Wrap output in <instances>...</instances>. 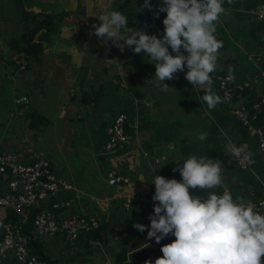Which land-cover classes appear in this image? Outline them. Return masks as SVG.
Instances as JSON below:
<instances>
[{
	"label": "crops",
	"instance_id": "0c3cea01",
	"mask_svg": "<svg viewBox=\"0 0 264 264\" xmlns=\"http://www.w3.org/2000/svg\"><path fill=\"white\" fill-rule=\"evenodd\" d=\"M150 3L154 25L146 33L162 38L166 13L156 17L161 0ZM262 3L264 0H232L231 4L224 0L225 12L215 22V35L223 47L219 50V66L210 74L212 87L224 100L215 74L228 73L232 66L233 81L244 86V93L239 100H224L215 109H208L202 100L203 88L185 79L187 68L177 72L173 80L165 81L172 89L164 92L154 77L155 65L147 55L129 48L121 51L111 41L90 35L94 32L91 21L98 25V16L105 10L121 11L127 16L128 28L137 30L136 12L143 0H0V95L3 82L7 83L0 105L9 106H5L7 113L0 116V148L25 160L48 157L54 173L71 185L59 187L32 207L38 209L51 201L67 199L68 205L59 210L61 214L100 219L96 228L101 236L97 238L100 246L95 254L84 250L85 239H74L70 240L75 241L74 246L56 248L52 259L60 258L65 264V259L75 252L70 262L116 264L119 254L134 264L149 254L147 227L139 232L133 224L150 227L148 217L154 210L134 209L124 214L116 194L131 193L132 185L133 193L146 195L153 173L181 180L173 169L182 166L190 154L221 160L224 182L234 198L241 196L246 200L264 195V165L256 141L250 136L253 125L264 129V103L259 119L248 123L231 110L235 103H249L257 98L264 102V76L260 73L264 70V54L257 57L264 50V17L250 13ZM29 42L41 45L38 54L27 53ZM19 95L28 96L27 105H14V98ZM30 111L39 113L44 121L31 127L27 114ZM118 111L126 113L128 131L132 124L138 125L142 146L131 141L105 153L102 146L106 130ZM201 133H207L205 141L198 139ZM242 140L249 141L248 151L255 161L245 169H240L235 157L226 152L229 141L236 145ZM99 154L105 156L104 165ZM110 168L128 181L109 184ZM141 175L144 182L138 180ZM5 189L0 178V194ZM216 191L222 193L223 189ZM10 215L14 213L0 208V232L5 221H16L8 218ZM34 236L38 238L35 233ZM57 236L38 239L45 248ZM79 246L82 249L76 250ZM0 264L13 263L5 257Z\"/></svg>",
	"mask_w": 264,
	"mask_h": 264
},
{
	"label": "clouds",
	"instance_id": "9594fccd",
	"mask_svg": "<svg viewBox=\"0 0 264 264\" xmlns=\"http://www.w3.org/2000/svg\"><path fill=\"white\" fill-rule=\"evenodd\" d=\"M223 4L224 0H161L155 16L166 13L162 38L128 28L127 16L121 11L105 10L98 16L100 23L92 25L94 32L90 35L111 41L121 51L129 48L147 55L164 92L172 89L165 81L187 68L185 79L203 88L202 100L208 109H215L224 102L214 91L210 75L219 66V50L223 47L215 35V22L225 12ZM145 8L153 10L150 0H143L141 9ZM227 79H235L232 66L228 67ZM198 139L205 141L207 133H201ZM226 152L249 165L255 163L244 145L237 147L229 141ZM173 171H178L182 179L153 176L150 227L133 224L139 232L147 227L148 239L154 238L157 244L169 235L175 237L161 246L162 256L145 264H262L264 214L252 201L233 197L224 182L222 161L206 154H190ZM138 180L144 182V177ZM217 189H223L222 193ZM130 191L133 195L132 185ZM197 191L202 194H194Z\"/></svg>",
	"mask_w": 264,
	"mask_h": 264
},
{
	"label": "built area",
	"instance_id": "2783aa9c",
	"mask_svg": "<svg viewBox=\"0 0 264 264\" xmlns=\"http://www.w3.org/2000/svg\"><path fill=\"white\" fill-rule=\"evenodd\" d=\"M111 1V0H108ZM252 16L257 18L264 17V3L255 6L250 10ZM264 54V50L257 54L259 57ZM121 72V71H120ZM264 76V70L260 71ZM228 73H217L215 77L217 84L221 89L224 100L232 103L239 100L244 93V86L241 83L229 81ZM29 102L27 95L15 96L16 106H25ZM263 99H255L249 103L233 104L232 112L243 122L248 123L257 121L263 108ZM127 115L123 111L114 114L107 127V138L102 146L103 152H112L117 148H122L131 141H137L139 145V127L132 124L131 131L125 128ZM250 136L256 141V147L259 156L264 165V129L255 124L250 128ZM248 140H242L237 147L244 145L248 151ZM142 146V145H141ZM146 154V150H142ZM235 157V156H234ZM237 166L240 169L249 167L242 158L235 157ZM157 161V159H155ZM159 175L153 173L151 183L146 195L139 193H128L121 191L116 196L120 199L122 210L143 209L145 211L154 210L152 196L155 192V185L152 184L153 176ZM0 178L4 181L6 189L0 194V208L11 209L17 216L16 221L7 220L3 223L0 232V260L2 258L11 259L13 264H63L52 263L48 259L40 258L34 254L29 246V236L22 232L20 224L27 219L28 209L36 204L41 198L54 193L59 187L68 188L70 184L59 178L51 169V161L46 156H37L30 160H25L15 154L0 148ZM107 181L115 185L120 181L126 182L128 178L121 176L114 168L107 170ZM252 201L258 211L264 214V195L256 198H247ZM69 200L62 199L51 201L45 207H38L33 217V230L37 237L54 236L58 233L64 234L68 240L76 239L79 231H84L85 241L92 247H99L100 241L87 236L88 232L95 230L100 219L92 215L81 214H61L59 210L65 208ZM35 237V236H34ZM175 239L169 235L157 244L153 239H149L150 253L141 257L137 264H145L146 260H154L162 256L160 248L163 244L171 243ZM264 261V257H262Z\"/></svg>",
	"mask_w": 264,
	"mask_h": 264
},
{
	"label": "trees",
	"instance_id": "16d2710c",
	"mask_svg": "<svg viewBox=\"0 0 264 264\" xmlns=\"http://www.w3.org/2000/svg\"><path fill=\"white\" fill-rule=\"evenodd\" d=\"M27 50V53L29 55H36L38 54V52H40L41 50V45L39 43H35V42H29L27 47L25 48ZM30 120H29V125L31 127L35 126L36 124L38 123H41L44 121V118L43 116H41L39 113L37 112H34V111H30L27 113ZM37 212V208L35 207H29L28 209V214H27V219L22 222L20 224L21 226V230L23 233L27 234V235H31L33 237V240L35 242V245H33L30 240H29V246H30V249L31 251L36 254L37 256H39L40 258H44V259H51L50 256H48L44 250H43V246L42 244L40 243V240L36 237L33 236L32 234V230H33V217L35 215V213ZM16 216V215H15ZM17 218V216H16ZM12 221V220H11ZM14 222V221H12ZM88 237H91V238H94V239H97V238H101L100 235H98L96 229L93 230L91 232V235H88ZM99 240V239H97ZM85 244L88 245L87 242H85ZM40 250H43L44 254L42 255L39 251ZM116 264H129V262H127L125 260V257L124 256H121L119 254L116 255V261H115Z\"/></svg>",
	"mask_w": 264,
	"mask_h": 264
},
{
	"label": "rangeland",
	"instance_id": "374dc122",
	"mask_svg": "<svg viewBox=\"0 0 264 264\" xmlns=\"http://www.w3.org/2000/svg\"><path fill=\"white\" fill-rule=\"evenodd\" d=\"M3 84H4V88L1 90V93H2L0 95L1 97L3 95H5V93L7 91V83L3 82ZM9 95H10V98H11L12 97L11 92H9ZM14 105H15V103H14ZM5 106H8V104H6ZM5 106H3L2 103L0 105V116H1V118L4 115V113L5 114L7 113V107H5ZM8 109H9V106H8ZM51 168H52V163H51ZM8 210H9L10 213L13 212L11 209H8ZM129 211H131V210H125L123 213L126 214ZM57 235L58 236L55 237V238H52L50 240V242H47V247H45V248H44L42 242L40 241V243L43 246V250L50 257H54L55 256V252L57 253L56 248H61V249L65 250L66 246H74L76 244L75 241H70V240L65 239L62 233H58ZM88 235H91V233L89 232ZM82 246H83L84 250L88 251L90 254H95L97 249H99L98 246L97 247H92L89 244L88 245L84 244ZM82 246H79L78 248H76V250L82 249ZM85 251H83V253H85ZM75 255H76V253L74 252L70 257L66 258L65 260L67 262H65V264H78V263L70 262ZM98 259H100L99 256H98ZM134 264H136V263H134Z\"/></svg>",
	"mask_w": 264,
	"mask_h": 264
},
{
	"label": "water",
	"instance_id": "95a60500",
	"mask_svg": "<svg viewBox=\"0 0 264 264\" xmlns=\"http://www.w3.org/2000/svg\"><path fill=\"white\" fill-rule=\"evenodd\" d=\"M136 21H137L138 29H143L145 31H147L150 27H152L154 25L152 13L149 9H146V8L143 10L140 9L136 12ZM95 22H96V19H95ZM93 24H94L93 21H91V26ZM86 112H87V110H84V113H86ZM98 158L102 162V164L104 165L105 164V156L103 154H99ZM8 218L13 219V220L17 219L15 215H10ZM4 220H7V219H4ZM84 235H85V232L81 230L76 234V239L79 242H82L84 240ZM29 240L33 245H35V242H34L33 237L31 235L29 236ZM39 252L42 255L44 254L43 250H40ZM48 260L52 263H56V262L61 263L60 258H58V259H52L51 258ZM262 264H264V261H262Z\"/></svg>",
	"mask_w": 264,
	"mask_h": 264
}]
</instances>
